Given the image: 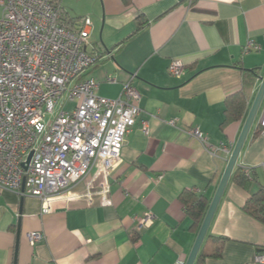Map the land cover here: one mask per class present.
Wrapping results in <instances>:
<instances>
[{"label":"crops","instance_id":"obj_1","mask_svg":"<svg viewBox=\"0 0 264 264\" xmlns=\"http://www.w3.org/2000/svg\"><path fill=\"white\" fill-rule=\"evenodd\" d=\"M57 2L68 17L91 21L86 51L97 58V95L117 99L129 84L140 115L112 171H91L46 214L39 199L0 189V264H185L198 232L178 196L191 190L211 201L230 156L207 153L188 133L197 129L213 147L235 145L244 122L221 131L223 104L241 89V69L264 74V0ZM249 41L262 50L245 53ZM171 60L182 62L183 77L168 75ZM262 122L264 99L235 166L255 173L250 193L264 185ZM248 196L229 180L206 234L227 241L204 264H255L264 255V226L242 211ZM148 212L152 225L138 231L135 218ZM32 233L42 240L31 245Z\"/></svg>","mask_w":264,"mask_h":264},{"label":"built area","instance_id":"obj_2","mask_svg":"<svg viewBox=\"0 0 264 264\" xmlns=\"http://www.w3.org/2000/svg\"><path fill=\"white\" fill-rule=\"evenodd\" d=\"M90 27L88 18L68 17L57 0H0V189L39 199L44 214L91 171L94 178L112 171L140 115V97L129 84L117 99L97 95L98 81L90 76L97 58L86 51ZM243 50L262 47L249 41ZM167 73L181 78L184 65L171 60ZM68 104L74 106L66 111ZM188 134L207 153H231L210 145L197 129ZM94 178L84 196H90ZM99 194L108 205L107 183ZM135 221L140 231L154 215ZM42 238L32 233L29 243ZM254 263L264 264V255Z\"/></svg>","mask_w":264,"mask_h":264},{"label":"trees","instance_id":"obj_3","mask_svg":"<svg viewBox=\"0 0 264 264\" xmlns=\"http://www.w3.org/2000/svg\"><path fill=\"white\" fill-rule=\"evenodd\" d=\"M241 70L243 74L241 89L228 96L223 104V120L220 125L221 131L228 125L234 123L242 124L245 121L251 105L249 101L257 82L258 70ZM258 133L259 131L257 129L256 134ZM255 180V173L241 168H235L230 177L231 183L244 192L249 193L242 207V211L251 219L264 226V185H261L256 192L250 193V189ZM217 184L218 180L215 181L214 187H216ZM178 200L184 209L185 215L191 221L189 230L196 234L203 222L210 200L205 195H194L191 190H183L179 194ZM226 241L227 239L225 238L206 235L194 264H204L206 259H219L221 257L222 246ZM208 244H213L212 252L206 251V246Z\"/></svg>","mask_w":264,"mask_h":264},{"label":"water","instance_id":"obj_4","mask_svg":"<svg viewBox=\"0 0 264 264\" xmlns=\"http://www.w3.org/2000/svg\"><path fill=\"white\" fill-rule=\"evenodd\" d=\"M257 81L259 83V87L257 89V92L255 94V97L251 103V106L248 110L247 116L245 118V121L242 125L241 131L239 133V136L237 138V141L235 145L233 146L229 159L227 161V165L224 169V172L219 180V183L215 189V192L213 194V197L209 203L208 209L206 211V214L204 216L203 222L199 228V231L197 233L194 245L189 253V256L185 262V264H194L196 257L201 249V246L203 244V241L206 237L208 228L211 224V221L213 219V216L215 214V211L219 205V202L222 198V195L225 191V188L230 180L231 174L236 166L237 159L239 157V154L243 148V145L246 141V138L251 130V127L253 125V122L258 114V111L260 109V106L264 99V74L262 76L257 77ZM31 157V154L28 156L26 164L28 163L29 159ZM25 168V166H24Z\"/></svg>","mask_w":264,"mask_h":264},{"label":"rangeland","instance_id":"obj_5","mask_svg":"<svg viewBox=\"0 0 264 264\" xmlns=\"http://www.w3.org/2000/svg\"><path fill=\"white\" fill-rule=\"evenodd\" d=\"M73 106H74L73 104H68V105L66 106V111L71 110V108H72Z\"/></svg>","mask_w":264,"mask_h":264}]
</instances>
